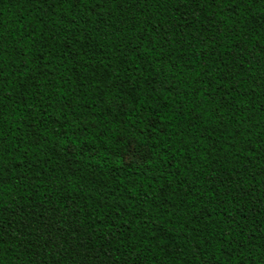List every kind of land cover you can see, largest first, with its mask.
I'll use <instances>...</instances> for the list:
<instances>
[{"label": "trees", "instance_id": "1", "mask_svg": "<svg viewBox=\"0 0 264 264\" xmlns=\"http://www.w3.org/2000/svg\"><path fill=\"white\" fill-rule=\"evenodd\" d=\"M0 264H264V0H0Z\"/></svg>", "mask_w": 264, "mask_h": 264}]
</instances>
